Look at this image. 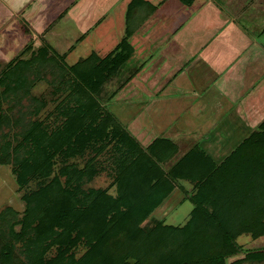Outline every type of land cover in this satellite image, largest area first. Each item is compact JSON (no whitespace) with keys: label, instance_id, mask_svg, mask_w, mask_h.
<instances>
[{"label":"trees","instance_id":"1","mask_svg":"<svg viewBox=\"0 0 264 264\" xmlns=\"http://www.w3.org/2000/svg\"><path fill=\"white\" fill-rule=\"evenodd\" d=\"M140 7L139 0L129 6L126 34L110 53L92 52L65 65L76 77L66 83L74 82L75 88L90 96L89 91L97 90L107 77L130 69L132 18L139 15ZM21 66L17 63V75L24 69ZM21 76L26 82V75ZM74 101L77 106H64V125L50 132L39 123L25 131V144L17 146V151L27 148V157H17L12 170L23 190L25 208L0 210V226L5 223L14 238L0 240V264H145L147 250L160 245L166 248L157 264L264 261V249H256L245 250L243 259L226 262L227 256L243 251L236 242L241 233L264 235V122L262 129L216 162L198 144L180 157H176L177 145L164 137L144 147L110 107L101 108L93 98ZM110 145L116 157L107 172L116 185L115 196L107 188L90 185L105 170L100 157ZM33 179L35 187L30 186ZM184 180L193 183L192 192L182 187ZM178 187L187 191L194 204L187 223L173 226L148 220ZM80 243L88 250L76 260L72 250ZM52 247L56 252L47 257Z\"/></svg>","mask_w":264,"mask_h":264},{"label":"crops","instance_id":"2","mask_svg":"<svg viewBox=\"0 0 264 264\" xmlns=\"http://www.w3.org/2000/svg\"><path fill=\"white\" fill-rule=\"evenodd\" d=\"M118 1L0 0V64H9L26 42L20 35L25 31L19 27L20 21L29 24V37L70 40L65 54L82 49L89 38L112 37L111 26L102 29L105 34L101 30V35H91L100 23L93 16L109 17L113 12L111 20L121 23L116 28L123 27L126 34L131 21L128 9L136 0H122L119 21ZM231 1L236 0H206L184 18L182 0H139L130 40L133 58L140 64L111 97L109 107L144 147L164 137L177 145L176 157L198 144L216 162H222L246 137L262 129L264 21L260 25L249 21L264 19V2L244 0L243 5L232 8ZM104 4L109 9L94 14L98 12L95 6ZM151 7H155L152 12ZM48 16H54V21L48 22ZM116 46L104 52L106 48L94 46L84 57L92 52L105 56ZM3 177L0 174V180Z\"/></svg>","mask_w":264,"mask_h":264},{"label":"rangeland","instance_id":"3","mask_svg":"<svg viewBox=\"0 0 264 264\" xmlns=\"http://www.w3.org/2000/svg\"><path fill=\"white\" fill-rule=\"evenodd\" d=\"M175 1L176 0H174V2ZM204 1L206 0H197L193 1L191 4L182 5V14H186L184 18H187L190 14H194L197 9H200L202 2ZM215 1L227 3V0ZM117 3V18L119 21L120 16L123 17L122 14L124 10L121 8L122 0H119ZM229 3H231L233 5L231 7L234 8L237 7L239 3L243 5L245 1L241 0L237 2L236 0ZM234 4L237 5L234 6ZM106 8L109 9V7L105 6V4L104 6H95V9L98 12L94 14H98ZM111 8H113V6H111ZM226 8L227 7L223 5V9ZM228 8L230 7L228 6ZM113 10L114 8L111 11ZM112 13L113 12L109 13L111 17L106 15L101 17L93 16V18H97L100 23H97L98 27L96 31H91V33H93L91 34L92 36H94V32L101 35L100 31L103 28L111 26V29L109 28L110 30L113 29L111 38L99 39L103 42H100L99 40L97 41L96 38H89L85 41V45L82 49L80 48V50H76L75 52L72 51L73 53L68 52L69 55L64 52L68 49L67 47L70 44V40L56 39L52 38V36L48 39L43 38V36H34L33 38L29 37V24L23 25L21 21L18 22L20 24L19 27L25 29V31H23L25 34L21 32V30L20 35L26 42L21 45L19 53L11 57L13 59L9 64H0V162L7 163L3 166L0 164V174L5 176L3 177L4 179L0 180V210L6 206H12L17 211L22 212L25 208V203L22 199L23 190L19 189V185L16 182V175L12 171L17 166V157H20L21 159L27 157L26 147H22L17 151V146L19 147L21 142L25 144V140L23 139L25 131L30 132L34 130L39 123L47 126L50 132L58 129L64 125L67 120V116L64 112V106H77V103L74 100H78L80 98L88 101L90 98H93L96 101V105L98 104L101 108L108 109L111 96L114 91L121 87V84L125 80L126 76L134 71V69L140 64V61L132 58L130 62V69H126L121 75L107 77L97 88L98 91H89L90 96L81 91V89L75 88L73 85L74 82L71 84L66 83V80L68 81L69 79L71 81H76V77H73V75L68 72L67 68H65L66 64L76 63L78 61V56L81 55L83 58L92 50V48H94V46L96 48H106L103 52L106 50L108 51V49L116 46V34L118 35V42L121 41L122 35L123 37L125 36L123 27L118 29L116 28V26L121 25V23H115L111 20ZM47 18L48 22L50 20L53 22L55 19L54 16H48ZM245 19H248L247 16ZM262 21H264L263 18H258L257 21L256 19H254V21H249V24L254 25L256 23L260 25ZM102 32V34L107 33L105 30H102ZM18 34L19 30L17 31V37L19 36ZM11 39L13 42L14 38L11 37ZM74 40L77 41L78 39ZM14 45H16V47L19 46H17V43H14L13 46ZM81 57L80 59H82ZM17 63H20V65H22L21 68L24 67L27 72H24L25 70L23 69L20 73L18 72L19 74L17 75ZM63 70L66 73L68 72L66 76L61 73ZM24 74L27 77L26 82L24 79L22 80L21 75ZM84 94L85 96L82 97ZM225 147H227V145L223 147V150H225ZM108 150V152L104 153V155L100 157L102 164L106 167L105 170L101 172V174L96 177L90 185L96 188H107L108 192L115 196L117 194V188L116 185H113V177H111L107 171L112 169V166H114L112 161L115 160L116 154H114V148L111 145L108 147ZM78 161L81 160L79 159ZM28 179L32 178L28 177ZM182 183V187L186 188L188 192H192L194 189L192 182L184 180ZM30 186H36V179L31 180ZM187 194V191L180 190L178 188L173 196L166 198L154 210L148 220H151L156 224L157 222H160L166 225L183 226L190 219L191 212L194 207L193 202ZM20 227L21 225H18L17 229ZM10 231L11 230L6 227V224L2 223V227L0 226V240H13L14 238H12ZM235 232L239 233L240 230L237 229ZM236 240L235 241L241 245L243 251L240 250L239 253L227 256V263L236 261L237 259H243L246 255L245 250L252 251L256 249L257 246L264 244V237L255 238L250 234L245 233H241ZM143 241L145 242V240ZM52 248L47 250V257L56 252L55 248ZM165 248L166 246L160 245L159 247L153 248V251L151 250L152 248L148 249L147 251L150 252L149 256L146 258L145 264H154L155 261V264H157V261L160 262V257H163ZM262 249H264V247ZM87 250L88 247L84 243H80L78 246L73 248L72 252L75 259L80 260ZM155 251H157V253ZM134 257L131 258V261L133 262L136 259V257ZM245 264H264V261L256 263L246 262Z\"/></svg>","mask_w":264,"mask_h":264}]
</instances>
